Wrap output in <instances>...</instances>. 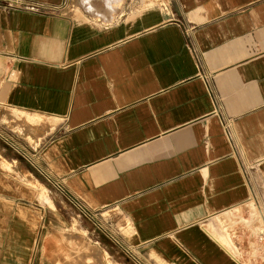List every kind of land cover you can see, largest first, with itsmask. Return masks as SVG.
Here are the masks:
<instances>
[{"label": "crops", "instance_id": "obj_1", "mask_svg": "<svg viewBox=\"0 0 264 264\" xmlns=\"http://www.w3.org/2000/svg\"><path fill=\"white\" fill-rule=\"evenodd\" d=\"M70 208L138 264H264V0H0V264H67Z\"/></svg>", "mask_w": 264, "mask_h": 264}, {"label": "rangeland", "instance_id": "obj_2", "mask_svg": "<svg viewBox=\"0 0 264 264\" xmlns=\"http://www.w3.org/2000/svg\"><path fill=\"white\" fill-rule=\"evenodd\" d=\"M68 7L70 8L72 5L69 4ZM4 109L6 110V108ZM64 217L67 224H63V231L57 229L52 232L62 233L63 235L73 232H79L80 234L78 247L72 246V242L66 240L58 242L60 248L67 250L64 258L67 264H72V261L76 262L77 260L79 264H138L135 257L123 258L121 256V253L123 254V251H125L122 240L127 250H130V247L123 237L121 239L119 232L123 235L128 234V229H126L124 220L115 211H94L83 218L82 216L78 217L76 212L70 208V212L65 214ZM68 217H70V220L67 219ZM72 217L74 218L72 219ZM107 247L109 251H107ZM75 251L79 254L78 259L73 257ZM102 252L109 257L104 256ZM110 253L112 254L111 257ZM141 259L140 264H150L147 258Z\"/></svg>", "mask_w": 264, "mask_h": 264}, {"label": "built area", "instance_id": "obj_3", "mask_svg": "<svg viewBox=\"0 0 264 264\" xmlns=\"http://www.w3.org/2000/svg\"><path fill=\"white\" fill-rule=\"evenodd\" d=\"M30 8H33L31 6H29ZM256 240H257V243L261 246V253H262V256H263V259H264V228H262L258 233H257V236H256Z\"/></svg>", "mask_w": 264, "mask_h": 264}, {"label": "bare ground", "instance_id": "obj_4", "mask_svg": "<svg viewBox=\"0 0 264 264\" xmlns=\"http://www.w3.org/2000/svg\"><path fill=\"white\" fill-rule=\"evenodd\" d=\"M99 255V254H98ZM100 256V255H99Z\"/></svg>", "mask_w": 264, "mask_h": 264}]
</instances>
